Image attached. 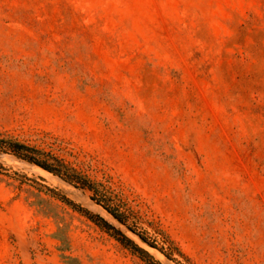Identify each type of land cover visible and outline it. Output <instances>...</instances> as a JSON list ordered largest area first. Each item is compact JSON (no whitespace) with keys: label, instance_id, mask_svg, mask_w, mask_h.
Wrapping results in <instances>:
<instances>
[{"label":"rangeland","instance_id":"rangeland-1","mask_svg":"<svg viewBox=\"0 0 264 264\" xmlns=\"http://www.w3.org/2000/svg\"><path fill=\"white\" fill-rule=\"evenodd\" d=\"M0 134L56 138L171 256L0 154V264H149L47 188L162 264H264V0H0Z\"/></svg>","mask_w":264,"mask_h":264},{"label":"trees","instance_id":"trees-1","mask_svg":"<svg viewBox=\"0 0 264 264\" xmlns=\"http://www.w3.org/2000/svg\"><path fill=\"white\" fill-rule=\"evenodd\" d=\"M0 154L11 155L20 161L35 165L47 173L59 178L69 186L83 192H89L91 199L106 210L112 217L127 226L142 240L153 247L158 248L155 244L149 242L147 238L139 234L134 227L129 225V221L134 220L132 218L133 210L122 200L121 195L112 188L111 184L96 179L85 168H83L81 164L69 160L68 156L71 157L69 152L56 138L49 135L34 134L31 136V139H23L10 134H0ZM0 167L2 168L1 164ZM0 174L2 173L0 172ZM47 191L53 197L64 202L75 211L82 213L99 224L108 233L115 237L125 248L132 251L142 260L149 264H162L155 260L154 256H152L149 251L141 247L125 233L109 224L104 218L94 215L88 209L77 204L67 196L60 194L55 189L47 188ZM160 234L163 236L164 242L168 244L170 249L175 250L181 256L186 257L184 253L175 246V243L170 236L163 231H161ZM158 249L168 258L171 257L165 252L164 248Z\"/></svg>","mask_w":264,"mask_h":264},{"label":"bare ground","instance_id":"bare-ground-1","mask_svg":"<svg viewBox=\"0 0 264 264\" xmlns=\"http://www.w3.org/2000/svg\"><path fill=\"white\" fill-rule=\"evenodd\" d=\"M44 171V170H43ZM93 209H95V208H93ZM98 212V211H97ZM104 216V215H103ZM107 216V215H106ZM115 219V218H114ZM116 220V219H115ZM109 222H111L110 220H108ZM117 222H119L118 220H116ZM112 223V222H111ZM120 223V222H119Z\"/></svg>","mask_w":264,"mask_h":264},{"label":"water","instance_id":"water-1","mask_svg":"<svg viewBox=\"0 0 264 264\" xmlns=\"http://www.w3.org/2000/svg\"><path fill=\"white\" fill-rule=\"evenodd\" d=\"M42 170V169H41ZM46 172V171H45ZM95 202V201H94ZM97 204V203H96ZM109 214V213H108ZM114 218V217H113ZM120 222V221H119ZM121 223V222H120ZM122 224V223H121ZM122 225H124V224H122ZM125 226V225H124ZM127 227V226H126Z\"/></svg>","mask_w":264,"mask_h":264}]
</instances>
